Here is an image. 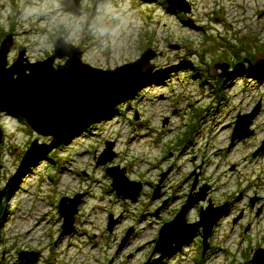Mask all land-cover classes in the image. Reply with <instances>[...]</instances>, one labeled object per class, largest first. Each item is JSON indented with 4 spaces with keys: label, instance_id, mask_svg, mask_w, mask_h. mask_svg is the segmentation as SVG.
I'll return each mask as SVG.
<instances>
[{
    "label": "rangeland",
    "instance_id": "374dc122",
    "mask_svg": "<svg viewBox=\"0 0 264 264\" xmlns=\"http://www.w3.org/2000/svg\"><path fill=\"white\" fill-rule=\"evenodd\" d=\"M63 1L0 0V44L12 36L8 66L21 47L29 63L47 60L59 39L100 71L146 50L154 59L131 99L51 150L43 148L50 138L0 115V264H30L24 255L31 264H264L256 260L264 250V74L249 70L264 60V0H185L190 14L166 0H80L74 14ZM256 109L252 136L232 146L237 118ZM107 144L115 157L97 164ZM113 167L141 185L134 202L116 197L106 174ZM204 188L188 224L208 201L226 208L207 243L198 233L155 253L162 227ZM76 197L64 235L58 204Z\"/></svg>",
    "mask_w": 264,
    "mask_h": 264
},
{
    "label": "water",
    "instance_id": "95a60500",
    "mask_svg": "<svg viewBox=\"0 0 264 264\" xmlns=\"http://www.w3.org/2000/svg\"><path fill=\"white\" fill-rule=\"evenodd\" d=\"M79 1L65 0L62 6L71 13L80 14ZM166 2L173 10L190 14V7L185 0H166ZM11 40V37L6 38L0 47V115L2 113L16 115L25 120L28 127L39 136L51 137L52 146L43 147L48 150L74 138L111 108L131 99L144 85L142 70L146 69L150 75L149 63L154 59V54L148 50L133 64L114 71H100L83 64L80 50L59 39L54 44V55L51 58L31 64L25 59V49L20 48L17 60L8 67L7 55L12 44ZM56 59L66 62L63 66L55 68ZM250 68L264 74V60L250 65ZM216 69L225 72L226 66H216ZM125 86H129V94L116 99ZM256 116L257 109L250 115L237 118L231 140L232 146L235 142L245 140L253 134L250 127ZM37 145V142L32 144L26 158L37 150ZM111 151L112 144H107L97 164L111 162L115 157ZM105 155H109L108 160H105ZM106 172L112 178L111 187L117 197L132 202L139 197L141 185L128 181L125 170L110 168ZM206 191L207 188L202 189L201 196L196 200L189 199L188 204L174 220L162 227L155 253L165 255L175 251L187 241L196 238L200 230L203 243H207L215 224L222 218L226 208L214 209L209 202L208 207L201 210L199 222L188 224L186 221L192 206L198 201L205 202ZM80 199L81 197H76L74 200L64 199L59 204L64 235L72 232L74 228V218ZM257 255L256 260L260 258L264 260V250L259 251ZM32 259H34L32 255H24L21 260L31 263Z\"/></svg>",
    "mask_w": 264,
    "mask_h": 264
}]
</instances>
